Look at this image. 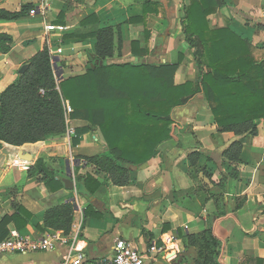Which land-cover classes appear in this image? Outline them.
I'll list each match as a JSON object with an SVG mask.
<instances>
[{
  "label": "crops",
  "instance_id": "crops-1",
  "mask_svg": "<svg viewBox=\"0 0 264 264\" xmlns=\"http://www.w3.org/2000/svg\"><path fill=\"white\" fill-rule=\"evenodd\" d=\"M191 1L0 0V8L9 12H20L28 3L34 7L46 4L34 14L0 21V32L11 36L0 48V93L17 78L22 65L28 67L44 40L51 56L61 49L54 55L60 77L84 74L96 55L95 38L82 35L105 26L114 31L109 62L160 66L180 61L174 83L195 82L199 68L181 27ZM228 1L229 5L207 16V27L227 28L254 47L257 61L264 60V0ZM144 9L147 14L140 20ZM91 14L97 16V23L81 24ZM49 23L66 28L46 32L44 26ZM171 114L186 125L184 130H174L178 143L169 139L160 144L159 153L129 170L124 186L113 185L104 171L85 162L108 149L98 128L86 120L68 118L65 133L57 138L20 146L1 142L0 221L20 205L31 217L22 228L11 221L6 226L8 233L16 229L33 239L46 234L59 239L51 251L5 254L0 264H58L74 236L88 261L112 256L115 240L122 238L141 253H149L152 245L161 246V251L149 255L147 264H196L198 248L189 244V236L195 238L210 226L223 242L222 264H264V118L258 121L257 135L240 139V157L233 163L222 151L237 136L221 131L202 94L174 107ZM81 127H89V131L73 144L75 129ZM194 151L200 154L197 164L191 166L188 155ZM20 153L30 155L25 160L27 167L21 161L12 163ZM38 158L63 178L68 163L75 189L63 183L52 191L36 176H29L28 168ZM86 173L99 182L93 194L81 184L77 189L75 177ZM71 200L76 203L73 224L78 232L43 226L48 208ZM89 206L94 213L84 215Z\"/></svg>",
  "mask_w": 264,
  "mask_h": 264
},
{
  "label": "trees",
  "instance_id": "trees-1",
  "mask_svg": "<svg viewBox=\"0 0 264 264\" xmlns=\"http://www.w3.org/2000/svg\"><path fill=\"white\" fill-rule=\"evenodd\" d=\"M229 3L228 0H192L185 8L181 27L199 68L195 82L174 83L180 61L160 66L109 62L114 32L110 26L82 35L95 38V59L102 63L88 65L82 75L63 78L56 75L44 40L25 71L0 93V147L1 142L20 146L60 137L67 129L68 118H80L98 128L108 147L98 155L85 158V162L104 171L113 185L124 186L129 170L159 153L160 144L169 139L178 143L174 130H184L186 125L175 121L171 111L202 94L221 131L237 136L222 151L230 162H237L242 150L240 139L257 135L258 121L264 118V60L257 61L254 47L227 28L207 27V16ZM33 7L28 3L20 12L0 8V21L14 20ZM145 14L147 9L143 10L140 20ZM89 23H97L95 14L81 20L83 25ZM117 34L121 43L119 28ZM10 41V35L0 32V48ZM65 102L72 112L66 113ZM88 131L89 127L75 129L72 143L76 144ZM199 154L194 151L188 155L191 166L197 164ZM28 174L36 176L49 190L63 186V176L42 158L35 160ZM75 181L77 189L81 184L90 194L99 186L88 173L76 176ZM75 206L71 200L48 208L43 226L68 232ZM93 213L91 206L84 210V215ZM30 217L20 205L14 214L3 217L0 240L7 237L6 226L11 221L22 228ZM189 244L198 248L196 264H222L223 242L213 226L195 238L190 235Z\"/></svg>",
  "mask_w": 264,
  "mask_h": 264
},
{
  "label": "built area",
  "instance_id": "built-area-1",
  "mask_svg": "<svg viewBox=\"0 0 264 264\" xmlns=\"http://www.w3.org/2000/svg\"><path fill=\"white\" fill-rule=\"evenodd\" d=\"M45 7L46 4H39L37 7H33L29 13L34 14L35 12L43 10ZM44 28L46 32H51L63 31L66 27L60 24L49 23L45 25ZM56 53H61V49H56V51L53 52L52 57H54ZM55 71L56 75L59 76L56 68ZM40 91L43 92L42 89ZM65 111L66 113H70L72 108L66 104ZM18 161H21L22 166L27 167L25 164L26 161L20 158H17L12 163L18 164ZM71 228L74 229L75 232L79 231V227L76 224L72 223ZM75 238L76 237L74 236L66 253L60 259L58 264H147L151 253L161 251V246L152 245L149 247V253H141L131 241L117 238L113 245L112 256L100 260L88 261L83 255L82 250L77 247ZM58 239L59 237L54 234H46L37 239H33L27 235L20 234L16 229H11L7 237L0 240V258L5 254L15 252L24 253L28 251H51L55 248Z\"/></svg>",
  "mask_w": 264,
  "mask_h": 264
},
{
  "label": "water",
  "instance_id": "water-1",
  "mask_svg": "<svg viewBox=\"0 0 264 264\" xmlns=\"http://www.w3.org/2000/svg\"><path fill=\"white\" fill-rule=\"evenodd\" d=\"M92 60H93V63L91 64V67H94L95 64H97V63L101 64V61L96 60L94 56H92ZM52 61H53L54 68H56L57 58L56 57H52ZM26 67H27L26 64L22 65L21 68L19 69V73L22 74L25 71ZM19 157L21 159H24V160H30V158H31L30 155H28L26 153H24V154L20 153ZM66 175H67V177L62 178V182L64 183V186L66 188H69V189H75L74 181L71 178L72 177V172H71V169H70L68 163L66 165Z\"/></svg>",
  "mask_w": 264,
  "mask_h": 264
}]
</instances>
